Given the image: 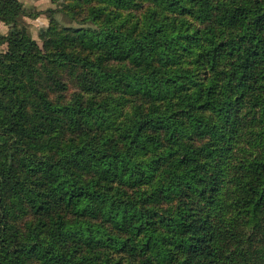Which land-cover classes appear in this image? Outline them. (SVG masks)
I'll list each match as a JSON object with an SVG mask.
<instances>
[{
	"label": "trees",
	"instance_id": "trees-1",
	"mask_svg": "<svg viewBox=\"0 0 264 264\" xmlns=\"http://www.w3.org/2000/svg\"><path fill=\"white\" fill-rule=\"evenodd\" d=\"M52 4L0 0V264H264V0Z\"/></svg>",
	"mask_w": 264,
	"mask_h": 264
},
{
	"label": "crops",
	"instance_id": "crops-1",
	"mask_svg": "<svg viewBox=\"0 0 264 264\" xmlns=\"http://www.w3.org/2000/svg\"><path fill=\"white\" fill-rule=\"evenodd\" d=\"M27 8L29 9H33V8H38V11H45L48 8L52 7V0H20ZM28 23L32 24V25H47V20L45 19V17H43L42 15L39 16L37 19L32 20V19H27ZM3 25V24H2ZM1 27V26H0ZM5 29H8V27L6 26H2V28H0V30L5 31L4 33H6L7 31ZM43 29V28H42ZM1 31V32H2Z\"/></svg>",
	"mask_w": 264,
	"mask_h": 264
},
{
	"label": "rangeland",
	"instance_id": "rangeland-1",
	"mask_svg": "<svg viewBox=\"0 0 264 264\" xmlns=\"http://www.w3.org/2000/svg\"><path fill=\"white\" fill-rule=\"evenodd\" d=\"M31 10H34V11H38V8H33V9H31ZM58 16V19L60 20V21H62L63 20V17L62 16H60V15H57ZM27 23H28V21H26ZM65 23V22H64ZM0 28H2V24L0 23ZM46 26L47 25H44V26H41V25H32V24H30L29 23V29H30V34H31V36L34 38V39H36L37 41H39L40 42V39H39V33H40V31L42 30V28H46ZM6 31H8V29H5ZM2 31V30H1ZM5 31H2V33L3 34H6V33H4ZM2 51V48H0V52Z\"/></svg>",
	"mask_w": 264,
	"mask_h": 264
}]
</instances>
